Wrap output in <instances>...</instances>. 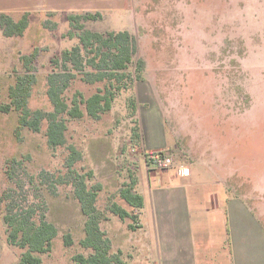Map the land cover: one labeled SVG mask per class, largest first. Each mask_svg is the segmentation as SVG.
Returning a JSON list of instances; mask_svg holds the SVG:
<instances>
[{"label":"rangeland","instance_id":"1","mask_svg":"<svg viewBox=\"0 0 264 264\" xmlns=\"http://www.w3.org/2000/svg\"><path fill=\"white\" fill-rule=\"evenodd\" d=\"M32 5L14 4L27 9ZM54 6L60 7L57 13L32 15L22 37L0 40V106L11 103L9 88L26 71L20 58L37 51L32 64L37 84L29 108L53 110L47 96L51 60L61 49L78 44L76 38L65 37L71 14L99 12L101 20L88 21V29L134 35L138 52L130 71L143 59L144 80L119 92L112 110L100 119L86 113L68 119L63 147L49 146L46 121L36 133L19 129L21 113L15 109L0 112V264H17L25 252L8 243L4 215L11 201L35 224L44 217L58 229L51 252L40 255L42 264H76L75 255L92 253L80 245L86 218L76 197L75 174L86 176L89 187L102 185L97 208L105 217L100 226L111 241V253L121 251L129 264H154L155 258L144 262L138 257L147 255L131 236L140 228L136 211L135 222L122 221L109 206L117 203L133 212L120 197L132 178L139 182L140 176L148 189L161 181L148 174L179 176L185 167L194 176L190 199L198 264H229L224 253L226 201L242 199L264 227V0H83ZM105 85L78 77L64 98L71 105L76 93L88 99ZM136 128L140 138L134 135ZM145 136L152 147L167 150L148 153ZM71 144L83 157L68 169ZM159 153L172 158L168 168L152 165L151 157ZM144 196L150 208L153 199L148 192ZM143 222L151 237L136 235L150 239L149 254L154 256L156 227L148 210ZM66 235L71 246L65 244Z\"/></svg>","mask_w":264,"mask_h":264},{"label":"trees","instance_id":"2","mask_svg":"<svg viewBox=\"0 0 264 264\" xmlns=\"http://www.w3.org/2000/svg\"><path fill=\"white\" fill-rule=\"evenodd\" d=\"M101 13L96 14H71L68 16L70 30L65 37L77 39L78 44L70 49L63 50L59 56L51 60L53 72L47 77V96L53 107L50 112L41 109L31 110L29 99L32 89L37 84V76L32 64L37 57V51L29 56H22L20 61L26 68L24 74L18 75L15 85L9 88L11 103L0 106V112L9 113L16 110L21 113L19 129L28 128L33 132L41 131L42 123L46 121L48 127L45 133L49 146L63 147L67 144L66 132L68 131V119H81L87 116L98 120L102 115L112 110L116 95L122 90H132L136 82L144 80L145 61L138 60L135 72L130 71L138 52L137 40L129 31H109L107 33L94 32L86 27L88 21L101 20ZM29 27V14L26 13L15 21L10 16L0 14V28L5 37H22ZM78 77L88 84L105 83L103 90L97 91L88 99L81 93H76L71 105L64 98L65 92L71 83ZM133 110H136V101L132 100ZM85 107V112L82 110ZM134 135L140 138L139 129H134ZM69 157L67 167L82 160V153L75 145H68ZM14 163L16 159L12 160ZM73 174L75 172L72 171ZM76 197L80 203L82 214L86 218L85 237L80 241L82 248L92 250L89 256L75 255L73 261L76 264H129L123 259L121 251L111 253V241L101 229V222L105 220L103 214L97 208L98 194L102 190L101 184L89 187L86 176L75 174ZM88 177H92L90 172ZM65 183V182H61ZM138 179L132 178L129 184L120 190V197L133 210L129 212L117 203L109 206V211L125 221L137 220L135 210L144 207V198L135 192ZM1 203V200H0ZM4 222L7 226L8 243L12 246L24 249L17 264H42L41 254L50 253L53 241L58 236L57 227L42 217L39 224L31 221V216L25 217L19 213L13 201L5 207ZM131 229L136 226L130 225ZM66 246L72 245L70 235H66Z\"/></svg>","mask_w":264,"mask_h":264},{"label":"crops","instance_id":"3","mask_svg":"<svg viewBox=\"0 0 264 264\" xmlns=\"http://www.w3.org/2000/svg\"><path fill=\"white\" fill-rule=\"evenodd\" d=\"M64 1H83V0H0V14L10 16L13 20L18 21L21 14H29V18L36 14H51L57 13L60 9L54 4H60ZM33 4L31 9L26 7H18L20 4ZM17 20H16V19ZM19 18V19H18ZM13 39L15 37H5L0 28V40ZM19 38V37H16ZM74 40V39H72ZM70 48L73 45L67 46ZM63 49L60 50L59 54ZM16 61L18 59L16 58ZM14 63L13 54H11V64ZM160 135V132H158ZM145 136L144 142L149 151L167 150L166 147H152ZM161 141V140H160ZM153 146H156L153 145ZM146 167V165H145ZM152 178H161V181L154 186L145 189L140 176L136 192L144 198V207L135 210L139 217L140 228L139 233H144L151 237L147 229H144L145 224L143 217L146 211H149L150 219L154 220L155 232H153L154 240L152 242L154 256L149 254L151 246L148 247V239L144 235H136L134 231L131 236L138 239V247L146 251L143 258L138 256L140 261L147 262L148 258H155L154 264H198V241L196 240L193 226L194 220L192 217L191 207V192L194 187L193 172L190 170L189 176H182L181 172L175 176L167 174L164 176L157 174ZM192 177V178H191ZM145 192L153 199L152 206L149 208ZM221 211V210H219ZM252 209L246 205L242 199H229L224 206V226L225 240L224 253L229 257V264H264V227L260 223L258 215L253 213ZM180 226L183 229H179ZM187 228V229H186ZM192 228V229H191ZM260 231L263 237L260 236ZM130 236H127V239ZM126 239V242H127ZM145 239V241H143Z\"/></svg>","mask_w":264,"mask_h":264},{"label":"built area","instance_id":"4","mask_svg":"<svg viewBox=\"0 0 264 264\" xmlns=\"http://www.w3.org/2000/svg\"><path fill=\"white\" fill-rule=\"evenodd\" d=\"M152 158V165L157 168H168L172 164V158L167 156V155H162V154H156L151 157ZM182 176H189L190 175V170L188 168H183L181 170Z\"/></svg>","mask_w":264,"mask_h":264}]
</instances>
